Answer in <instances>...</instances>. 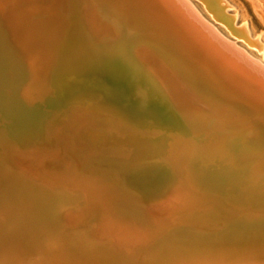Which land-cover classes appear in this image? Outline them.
<instances>
[{
  "label": "bare ground",
  "instance_id": "obj_1",
  "mask_svg": "<svg viewBox=\"0 0 264 264\" xmlns=\"http://www.w3.org/2000/svg\"><path fill=\"white\" fill-rule=\"evenodd\" d=\"M168 1L212 41L215 38L203 30L199 17L221 34L190 0ZM204 1L212 14L209 17L223 22L224 47L235 61L264 74L261 35L252 39L245 24L234 27L237 16L223 12L233 7L226 0ZM222 2L226 5L220 6ZM0 29V39L12 42L16 54L4 57L0 51V65L7 64L0 71V78L5 79V85L0 82V160L19 171L14 173L15 187L25 191L26 175L52 185L53 189L41 192L53 228L41 222L67 239L66 248L73 252L64 264H264V201L249 205L245 200L246 195L264 189V174L242 167L228 175L224 170L229 164L219 155L224 145L264 170V112L224 87L221 79L225 81L226 74V83L234 81L228 65L214 63L224 72L222 77L210 71L187 75L174 53L190 47L185 33L169 24L158 5L147 8L144 0H0ZM233 35L247 44L240 46ZM109 43L117 47L115 60L122 71L128 66L140 71L147 94L137 75V80L119 76L109 64L100 65L98 57L99 65L87 66L94 51L106 49ZM17 78H23L24 88L15 92ZM54 85L70 98V105L90 99L104 108L132 106L135 121L123 118L119 111L115 114L127 126L150 124L157 129L156 108L172 95L185 102L176 115L185 117L197 131L171 133L172 139L165 143V162L148 168L142 162L158 157L155 139L160 129L146 133L135 129L139 134H133L123 123L76 106L56 116L54 124L39 117L36 122V116L25 114L26 128L14 137L11 132L19 125L20 111L44 115L61 106V93L52 97ZM151 86L157 94L151 93ZM248 89L264 104L263 90ZM95 122L100 136L105 132L110 138H123L124 149L129 147L124 134L136 135L149 146L150 153L137 164L110 161V169L129 191L119 186L109 170L91 172L93 167L85 163L83 137ZM102 140L103 151L122 154L113 151L107 139ZM257 218L260 228L255 225Z\"/></svg>",
  "mask_w": 264,
  "mask_h": 264
},
{
  "label": "water",
  "instance_id": "obj_2",
  "mask_svg": "<svg viewBox=\"0 0 264 264\" xmlns=\"http://www.w3.org/2000/svg\"><path fill=\"white\" fill-rule=\"evenodd\" d=\"M144 4L147 8L153 7L154 4L158 5L166 14L169 24L177 26L185 33V41L188 42L187 44H189L190 47L186 49L183 46L182 53H174H176L181 60L180 64L182 65V70L187 75L190 76L191 74L192 76H197L198 74H207V72L210 71L222 77L224 72L214 63L216 61H218L216 63H224L228 65L231 71L233 70L231 73L233 75L235 74L234 78L232 76V80L234 79L233 84L226 83L227 74V76L225 75L222 77L225 81L217 76L225 85L224 87L231 92L233 91L232 93H237L241 96V101L251 105L256 110L264 112V104L259 102L256 96L254 97V95L247 91L249 87L254 86L264 91V74L244 68V66L237 63L231 54L232 52H229V49L224 47L227 43L224 37L213 29L206 20L199 17L202 21L200 20L198 22L201 27H204V31L207 30L208 33L215 38L214 41L223 43L221 44L222 46L217 45L199 28H196L184 19L168 0H144ZM38 29L40 30V28ZM35 32L37 31L33 33ZM2 33V29H0V37ZM4 34L6 33L4 32ZM8 41L10 42V40ZM0 51L4 54V57L16 55L13 43H8L5 37L2 38V40L0 39ZM6 66L7 64L4 63L0 65V71L6 70ZM164 98L166 99L162 100L163 106H158L156 108L158 110L155 113V122L162 132L159 133L160 135L155 139V142H158L159 145V151L156 153L158 157L142 162L143 167L146 168L151 167L150 165H161L165 162L164 160L168 153V145L166 144H169L168 141L172 139L170 137L171 133L180 131L192 135L197 131L194 125L187 122L188 120L186 121L185 117L180 118L176 115L177 112H180L179 108L181 105H184V99H179L172 95H169L168 98L165 96ZM158 105H160V103ZM115 107L118 109L121 116L127 120L133 119V116H135L133 112L136 110L133 111L132 106L127 107V105L119 104ZM95 126L96 122L94 128L90 129L89 133L86 135L85 143L82 144V146L89 151H93L94 148L97 149L96 147L99 148L100 145L103 144V141L99 139L105 137L98 134H94L93 136L92 133H96L99 129ZM159 142L163 144H159ZM163 147H165V153H162ZM219 151V155H221L223 162L229 164L228 168L224 167L226 169L224 171H227L228 175L229 173L233 174L237 172V169L242 167L246 169L249 167L255 168L253 170L254 172L264 174L263 168L257 166L253 162L249 163L246 158H239L236 154H233L232 151L228 150V148L226 149L224 145L220 146ZM97 153L99 154L98 156L104 159V162L100 161L98 163L106 169L111 168L112 164L109 163L110 161H114L111 159L108 160V158L114 157V159L118 161L123 159L121 156L113 154L109 150ZM139 155L144 159L145 155L141 153H139ZM114 170L117 169L114 168ZM16 172L19 171L11 166L9 161L0 160V179L4 181L2 182L4 184L0 185V264H64L70 262L73 250L71 247L70 250L66 248L68 245L65 240L67 239L60 236L58 233L55 234L53 231L46 229L41 222L42 220L45 222L46 226H50L48 223L50 214L46 208L43 207L42 192L53 189L52 185L41 179L26 175V180L29 184L24 191L22 186L15 187L14 185V182H16L14 173ZM145 176H147V174H145ZM131 178L127 181L130 182ZM245 198L248 204L251 202H263L264 189H260L253 194L250 193L246 195ZM52 224L53 223H51L50 227H52ZM75 264L77 263L75 262Z\"/></svg>",
  "mask_w": 264,
  "mask_h": 264
},
{
  "label": "rangeland",
  "instance_id": "obj_3",
  "mask_svg": "<svg viewBox=\"0 0 264 264\" xmlns=\"http://www.w3.org/2000/svg\"><path fill=\"white\" fill-rule=\"evenodd\" d=\"M194 5H195V8L197 9V10H199L200 12H201V14H202V16L205 18V19H207L213 26H215L216 27V29H218V31L221 33V34H223L224 36H225V34H224V32H223V30H222V28L224 27V25H223V22H221L220 20H217L216 18H210L209 17V15H211L212 16V14L210 13V11H207V7H208V3L207 2H205L204 0H190ZM227 2H229L233 7H230V8H225L224 10H223V12L226 14V15H228L229 17H233V16H237V20H236V22L234 23V27H236V28H240V27H242V26H244V24L248 27V30H249V33H250V35H251V37H252V39H255V36H256V34H260L261 35V39H260V41L262 42V43H264V0H226ZM226 5V3L224 2H222L221 4H220V6H225ZM237 10H238V12H237ZM236 14V15H235ZM207 16V17H206ZM241 24H242V26H241ZM227 27V26H226ZM228 28V27H227ZM226 37V36H225ZM233 37L235 38V36L233 35ZM240 39H238L237 37L235 38V39H237L238 41H239V45L241 46V44H243V43H246L247 44V40L246 39H244V38H241V37H239ZM256 39H258V36H256ZM111 45H112V47H111ZM249 45V44H248ZM110 46V47H109ZM115 47V48H114ZM250 47V46H249ZM108 48V49H107ZM116 46L115 45H113V44H111V43H109V45L106 47V49H103L102 51L101 50H99V49H97L96 51H94V53H93V55H92V58L90 59L91 61H89L88 62V65L87 66H90V65H104V66H106L107 67V65H108V68L111 70V67L110 66H112V72H114L115 74H118L119 76H126V77H128L129 79H132L131 77H133V78H135V80H137V77H138V81H139V83L140 84H143V89L144 90H142L141 88V90H142V92H145L146 93V91H147V88H146V86L144 85V77H142V75L140 74V71H138L137 69H136V67H134V66H128V67H126V69H125V71H122L121 70V68H120V66H119V63H118V61L116 62V58H117V52H116V54L114 55V53H115V51H116ZM114 49V50H113ZM250 49H256V48H250ZM99 50V51H98ZM107 50V51H106ZM105 51V52H104ZM113 51V52H112ZM104 52V53H103ZM110 52V53H109ZM101 53H103V54H101ZM264 53V52H263ZM95 54L97 55V56H95ZM101 55V57H103V59L100 57V55ZM110 54V55H109ZM106 55V56H105ZM111 57V59H110V57ZM99 58V61H98V63H97V60H98V58ZM114 57V58H113ZM94 58V59H93ZM114 59V60H113ZM116 59V60H115ZM92 60L93 61H95V62H92ZM101 60H102V62H101ZM105 60V61H104ZM109 60H111V61H109ZM113 60V61H112ZM101 62V63H100ZM110 62V63H109ZM117 63V64H116ZM131 63V65H133V63L132 62H130ZM114 64H116V65H114ZM114 66V67H113ZM117 66H119V67H117ZM117 67V68H116ZM134 67V68H133ZM116 70H118V71H116ZM116 71H114V70ZM137 73V74H136ZM136 75H137V77H136ZM130 76V77H129ZM141 78V79H140ZM143 80V81H142ZM3 82V84L5 85V79H2V78H0V82ZM143 82V83H142ZM14 83H15V85H16V87H15V89H14V91L15 92H18L19 90H23V88H24V80H23V78H17L15 81H14ZM18 85V86H17ZM59 87V88H58ZM153 86H151V89H150V91H151V93L152 94H157V92L155 91V88H154V90H153V88H152ZM53 88V90H54V94H52V97L53 96H55L56 94H59V93H61V96L63 97H61V99H62V101H61V103H60V107H58L57 105H55V104H51V105H53V106H57V107H54V109L55 110H53L52 108H49L48 110H53V111H50L48 114L46 113V114H42L41 112H37V113H39V114H37V115H39V116H37V115H32L33 114V111H31V110H29V111H27V112H25V111H20V119H18L17 120V122H18V126H14L13 127V129H12V135L15 137V136H17L18 135V133H20V131L21 130H23V128L25 127L26 128V123H25V120H24V118H23V115H25V114H28L29 115V117L31 116V118L33 117V116H36L37 118L35 119L36 120V122L38 121V119L39 118H44L45 120H46V123L47 122H54V121H56L57 122V117H58V115L59 114H61V112H63V111H65V110H67L69 107H71V106H76V109L77 108H79V109H82V110H86V112H88V113H93V114H97V116H100V117H105V118H107V117H109V118H111V119H114V120H116L117 122H120V123H123V125L127 128V129H129L131 132H134L135 131V129H137V130H141L140 131V133H143V132H147V131H149V130H151V129H157V128H155L154 127V125H150V124H148V125H146V126H137V127H135V126H132V125H130V126H127L128 125V123L126 124V122L125 121H123L122 119H120L119 117H118V115H116V114H118V110H116V109H110L109 107H106V108H104V107H101V105L102 104H100V102L99 101H94V100H84L83 102H79V103H77V104H72V105H70V98H68V97H66L65 98V96H63L64 94H63V92L62 91H60L59 92V90H61L60 89V86H55L54 85V87H52ZM58 89V90H57ZM153 90V91H152ZM149 91V92H150ZM147 94V93H146ZM145 94V95H146ZM63 101H65L64 103H63ZM86 101V102H85ZM90 101H91V103H90ZM85 102V103H84ZM98 102V103H97ZM82 103V104H81ZM84 103V104H83ZM95 103H97V104H95ZM86 104V105H85ZM89 104H90V106H89ZM99 104V105H98ZM65 105V106H64ZM85 106L84 108L82 107V106ZM96 105V106H95ZM43 106H45V105H43ZM48 106V105H47ZM52 106V107H53ZM67 107V108H66ZM20 109V108H19ZM106 109V110H105ZM101 110H102V112H101ZM31 111V112H30ZM55 111V112H54ZM25 112V113H24ZM30 112V113H29ZM106 114H105V113ZM24 113V114H23ZM41 113V114H40ZM56 113V114H55ZM116 113V114H115ZM35 114V113H34ZM55 114V115H54ZM102 114H104V115H102ZM28 115H26L27 117H28ZM49 115H51L50 117H49ZM44 116V117H43ZM57 116V117H56ZM107 116V117H106ZM111 116V117H110ZM39 117V118H38ZM55 117V118H54ZM116 119H115V118ZM52 118H54V119H52ZM56 122H54V123H56ZM53 123V124H54ZM18 127V128H17ZM37 128H38V126H37ZM17 129H18V131H17ZM144 131H143V130ZM149 129V130H148ZM137 130H136V132H134L133 134H139L138 132H137ZM147 130V131H146ZM157 130H159V129H157ZM16 131V132H15ZM14 132V133H13ZM89 133V132H88ZM88 133H86L85 135H84V137H83V140H84V143H85V139H86V135L88 134ZM180 133V132H179ZM93 134V136H94V134H98L99 135V133L98 132H96V133H92ZM101 135L102 136H105V137H102V139H107L106 141H108V143L110 144V147L113 149V151H117V152H121L122 154H120V155H118V156H121L123 159V161L122 160H115V159H113V158H108V160H114V161H118V162H123L125 165L127 164H137L139 161H140V155H139V152L141 153V154H143V155H147V154H149L150 152V150L148 149L149 148V146L147 145V143H145L144 141L142 142V140L143 139H137V137H136V135H133V136H129V134H124V135H126V139H128V145H129V147L127 148V149H124L123 148V144L121 143V142H123V138L122 139H119L118 137H116V138H110V137H108V136H106L107 134L105 133V132H103V133H101ZM35 136H39L40 137V134L39 133H36V135ZM101 139V138H100ZM99 139V140H100ZM101 139V140H102ZM102 141H104V140H102ZM114 145V146H113ZM41 146H43V145H41ZM101 146L102 145H100V147L98 148V147H96L97 149H95L94 148V150L93 151H91V152H89V150H86L85 148H84V150H86L85 151V154H84V156L86 157V165H89L90 167H89V169H91L92 167V169H91V172H93L94 170L96 171V170H102L103 169V171H107V170H109V171H107V172H109L110 174H112L114 177H115V181L119 184V186L121 187V186H124L122 183H123V181H121L122 179H121V177L119 176V174L116 172H114L113 170H111L110 168L109 169H106L105 167H103V166H101L98 162H104V159H102L103 157H101V156H98L99 154L97 153V152H103V150L101 149ZM109 147V148H110ZM108 148V149H109ZM120 148V149H119ZM99 149H101V150H99ZM118 149H119V151H118ZM134 149V151H132V150ZM145 149V150H144ZM97 152H96V151ZM125 150V151H124ZM129 151V152H128ZM131 152H133V153H131ZM89 153V154H88ZM94 153H97V154H94ZM135 153V154H134ZM90 154H91V156H90ZM130 154V155H129ZM133 154V155H132ZM128 155V156H127ZM93 156V157H92ZM130 156H131V158H130ZM129 157V158H128ZM134 157V158H133ZM126 158H128V159H126ZM131 161H130V160ZM135 159V160H134ZM138 159V161H136ZM129 160V161H128ZM96 162V163H95ZM126 162V163H125ZM128 162V163H127ZM137 162V163H136ZM110 164V163H109ZM103 167V168H102ZM97 168V169H96ZM99 168V169H98ZM114 173H115V175H114ZM116 176H118V177H116ZM122 188H124V189H127L128 191H129V189L126 187L125 188V186L124 187H122ZM130 191H132V190H130ZM133 192V191H132ZM160 199V198H159ZM225 216H227V215H225ZM224 217V216H223ZM257 219L259 220V222L257 221ZM257 219H254L255 220V225H256V227H258V228H260V227H262V225L260 224L261 222H260V218H257ZM257 222V223H256ZM259 224H260V226H259ZM244 225V224H243Z\"/></svg>",
  "mask_w": 264,
  "mask_h": 264
}]
</instances>
